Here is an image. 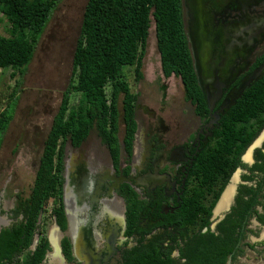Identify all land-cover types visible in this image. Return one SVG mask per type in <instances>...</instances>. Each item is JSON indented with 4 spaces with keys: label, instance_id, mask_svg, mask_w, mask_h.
<instances>
[{
    "label": "flooded vegetation",
    "instance_id": "af4514ba",
    "mask_svg": "<svg viewBox=\"0 0 264 264\" xmlns=\"http://www.w3.org/2000/svg\"><path fill=\"white\" fill-rule=\"evenodd\" d=\"M211 1L221 8L216 20L240 30L247 19L264 25V0ZM242 49L231 53L226 68L205 72L209 103L197 78L205 106L188 99L183 85L182 105L188 107H182L161 77L146 103L137 94L131 157L119 140L117 163L97 132L96 140L91 132L79 146L70 143L68 153L66 143V229L55 221L66 264H125V252L141 239L146 246L173 248L177 264L263 263L264 111L242 105L264 71L241 89L264 64V37L253 39L247 53ZM131 190L141 201L134 230L123 194ZM13 195L9 201L1 195L2 229L24 218L20 201L27 198L17 190Z\"/></svg>",
    "mask_w": 264,
    "mask_h": 264
},
{
    "label": "trees",
    "instance_id": "16d2710c",
    "mask_svg": "<svg viewBox=\"0 0 264 264\" xmlns=\"http://www.w3.org/2000/svg\"><path fill=\"white\" fill-rule=\"evenodd\" d=\"M61 0H0V14L7 21V36L0 35V70L17 75L15 91L0 113V135L14 119L18 89L31 63L37 45ZM182 0H89L73 59L69 89L45 142L44 151L30 197L20 201L24 218L0 232V264H42L50 245L45 229V207L55 202L53 218L64 231L66 217L62 203L65 145L79 146L91 132H97L119 162L120 121L124 123V151L131 157L137 129L134 110L137 94L131 90L125 69L134 68L136 80L143 78L152 21L165 78L182 80L188 99L204 100L197 83L193 59L183 20ZM110 88L108 92L107 89ZM246 92L245 110L264 111V79ZM122 98V111L120 100ZM1 147V145H0ZM129 189V188H128ZM128 216L137 227L141 201L135 191H123ZM189 204V202H188ZM188 210L184 211L185 216ZM39 236L36 249L33 244ZM65 243L68 241L65 240ZM152 242L139 240V246L125 253V264H177L171 255ZM68 256L69 252H68ZM190 264V263H188Z\"/></svg>",
    "mask_w": 264,
    "mask_h": 264
},
{
    "label": "rangeland",
    "instance_id": "374dc122",
    "mask_svg": "<svg viewBox=\"0 0 264 264\" xmlns=\"http://www.w3.org/2000/svg\"><path fill=\"white\" fill-rule=\"evenodd\" d=\"M88 1H60L36 47L34 57L22 78V84L16 89L18 101L14 119L8 130L0 135V199L4 193L7 201L12 200L14 190L21 192L24 198L31 195L54 117L61 105L63 94L71 84L74 53ZM6 27L7 21L0 14V35L7 36ZM12 72L10 69L0 70V113L6 108L20 79L19 75L12 77ZM142 72V80L137 81L135 69H125L131 90L140 96L142 104L157 91V80L161 77L170 84V91L175 93L176 99L181 101L182 105V80L175 76L165 79L162 73L154 21ZM107 91H110L109 87ZM176 106L178 108L179 103ZM182 107L188 105L183 104ZM120 111L123 115L122 98ZM95 134L93 132V140H96ZM123 138L124 123L121 119L119 140L122 142ZM67 144L68 153L70 142ZM54 206L55 202L50 200L45 207L43 217L47 219L44 226L47 236L55 228L56 220L52 216Z\"/></svg>",
    "mask_w": 264,
    "mask_h": 264
},
{
    "label": "water",
    "instance_id": "95a60500",
    "mask_svg": "<svg viewBox=\"0 0 264 264\" xmlns=\"http://www.w3.org/2000/svg\"><path fill=\"white\" fill-rule=\"evenodd\" d=\"M212 2L210 0H182L185 32L195 73L208 103L207 93L209 89L206 88V82H202L207 74L205 72L226 68L231 53L235 52L239 46H243L244 49L242 50L247 53L249 44L253 39L257 36L264 37V25L258 24V26L253 19H247L242 30L239 29L238 24L230 25L222 20H216L213 14L220 11L221 8L213 7ZM263 71L264 64L254 72L252 80L244 85L241 93L246 88L251 87L253 80L259 81L263 76ZM219 90L221 91V89ZM54 229L58 237L56 241L53 240V230L47 236L50 250L47 252L42 264H66L60 245L63 233L56 222ZM1 230L2 228H0V232ZM38 240L39 236L36 235L33 250L36 249ZM52 259H54V263L51 262Z\"/></svg>",
    "mask_w": 264,
    "mask_h": 264
},
{
    "label": "bare ground",
    "instance_id": "6f19581e",
    "mask_svg": "<svg viewBox=\"0 0 264 264\" xmlns=\"http://www.w3.org/2000/svg\"><path fill=\"white\" fill-rule=\"evenodd\" d=\"M57 237H58V234L56 233L55 229H53V231H52V238H53V240L56 241ZM51 262L54 263V259H52Z\"/></svg>",
    "mask_w": 264,
    "mask_h": 264
},
{
    "label": "crops",
    "instance_id": "0c3cea01",
    "mask_svg": "<svg viewBox=\"0 0 264 264\" xmlns=\"http://www.w3.org/2000/svg\"><path fill=\"white\" fill-rule=\"evenodd\" d=\"M262 264H264V261H263V263Z\"/></svg>",
    "mask_w": 264,
    "mask_h": 264
}]
</instances>
